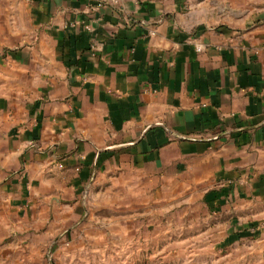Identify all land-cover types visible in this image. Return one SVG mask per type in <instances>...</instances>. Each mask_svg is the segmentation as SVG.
I'll use <instances>...</instances> for the list:
<instances>
[{
  "label": "crops",
  "instance_id": "1",
  "mask_svg": "<svg viewBox=\"0 0 264 264\" xmlns=\"http://www.w3.org/2000/svg\"><path fill=\"white\" fill-rule=\"evenodd\" d=\"M126 173L264 235V0H0V203L54 228Z\"/></svg>",
  "mask_w": 264,
  "mask_h": 264
},
{
  "label": "rangeland",
  "instance_id": "2",
  "mask_svg": "<svg viewBox=\"0 0 264 264\" xmlns=\"http://www.w3.org/2000/svg\"><path fill=\"white\" fill-rule=\"evenodd\" d=\"M181 188L130 173L91 182L54 228L0 203V264H264V235L224 242L202 191Z\"/></svg>",
  "mask_w": 264,
  "mask_h": 264
}]
</instances>
